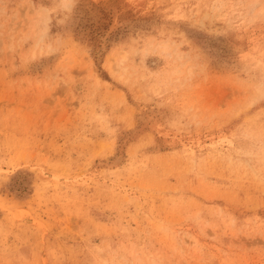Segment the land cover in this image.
<instances>
[{"label":"rangeland","instance_id":"1","mask_svg":"<svg viewBox=\"0 0 264 264\" xmlns=\"http://www.w3.org/2000/svg\"><path fill=\"white\" fill-rule=\"evenodd\" d=\"M0 264H264V0H0Z\"/></svg>","mask_w":264,"mask_h":264}]
</instances>
